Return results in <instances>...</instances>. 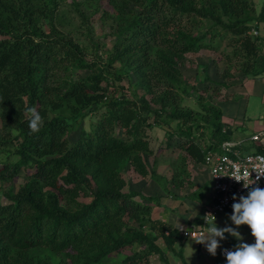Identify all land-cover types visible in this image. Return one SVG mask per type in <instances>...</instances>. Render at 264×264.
I'll return each mask as SVG.
<instances>
[{
    "label": "trees",
    "instance_id": "obj_1",
    "mask_svg": "<svg viewBox=\"0 0 264 264\" xmlns=\"http://www.w3.org/2000/svg\"><path fill=\"white\" fill-rule=\"evenodd\" d=\"M108 2H118L116 18L124 25L119 34L122 39L117 40L108 63L102 65L88 61L81 45L60 33L54 21L58 0H0V120L5 127L18 132L20 156L17 164H6L0 176L11 181L22 170L28 173L18 191H9L11 200L0 202V264H50L49 251L83 258L85 264H102L113 252L135 243L147 245L159 253L164 264H172L164 248L156 243L158 233H120L128 215L149 214L152 205L138 201L136 192L122 191L119 158L132 159L135 169L144 176L149 170L141 153L151 152V148L143 136L124 140L115 136L114 130L125 126L127 132L138 136L143 135L140 127L148 119L155 124L163 116L183 119L177 122L176 130L185 140L187 158L197 164H203L206 148L219 149L224 141L232 140L234 129L223 122L222 107L211 109L203 105L205 115L198 116L200 111L184 107L179 101L177 59L199 46L201 36L195 33L198 18H206L216 24L213 26L234 34L230 39L234 49L227 59L238 66L243 85L264 73V37L250 33L264 22V4L257 14L252 0ZM79 6L81 2L75 3L78 15ZM224 17L229 19L228 23ZM45 22L50 25L48 32L43 27ZM66 61L80 68L97 65L98 71L78 80L53 84L49 68H57ZM114 62H120L124 69L114 75L121 80L122 75L132 71L143 93L137 102L115 100L94 131L71 145L67 117H50V111L70 104L73 112L81 113L102 100L105 72H112L110 66ZM208 68L202 65L199 71L204 73L205 81L211 82ZM221 85L227 87L225 82ZM152 102L158 106L154 108ZM33 107L44 121L38 132L29 128L28 109ZM143 111L147 116L142 117ZM198 121L210 125L208 143L203 142V135H197L200 130L196 126H204ZM251 146L264 153L260 143ZM238 149L243 151L245 146ZM48 155L52 156L46 158ZM180 171L176 167L177 173L170 183L182 187L184 184L178 180ZM83 193L92 196L90 202L79 200ZM198 216L201 222L202 209ZM160 223L167 246L175 250L174 244L182 239L180 231ZM112 224L119 227L114 229ZM165 229H170V234ZM46 249L48 252L43 253ZM176 252L179 264H188L181 251ZM142 257H128L126 264H150L143 263Z\"/></svg>",
    "mask_w": 264,
    "mask_h": 264
},
{
    "label": "rangeland",
    "instance_id": "obj_2",
    "mask_svg": "<svg viewBox=\"0 0 264 264\" xmlns=\"http://www.w3.org/2000/svg\"><path fill=\"white\" fill-rule=\"evenodd\" d=\"M77 2H81V7L79 6L80 15L75 10V3ZM117 3L114 2L110 5L108 0H58V12L54 21L62 35L73 38L81 45L86 52L85 55L88 61H98L99 64L105 65L113 53L117 40L120 41L122 39L119 34L124 24L116 18L118 17V12L116 11L118 8ZM252 3L256 7V13L258 14L264 4V0H252ZM197 20L199 25L195 33L201 36L199 46L189 50L177 59V73L179 76L177 88L181 97L179 101L184 107L188 106L200 111L198 116L205 115L202 108L203 105L221 109V107L229 104L230 108L235 111L234 116L238 118H233L234 121L228 124L232 125L233 132L237 130L239 138L248 142L252 133L259 131L261 127L264 128V73L252 78V81L248 82L244 88V80H242L243 77L238 66L227 59L229 52L232 53L234 49L230 42L234 34L219 26H213L216 24L206 18H201L200 20L198 18ZM228 20L227 17H224L225 23H228ZM43 27L47 32L50 29V25L47 22L43 24ZM250 33L254 36L260 35L264 37V22L255 26ZM202 65L209 66L208 72L211 82L203 79L204 73L199 71ZM49 69L53 75V84L68 79L78 80L93 75L98 71L97 65H93L90 68H80L70 61H66L57 68ZM110 70H112L111 73L105 72L107 76L102 82V85L106 88L102 100L92 103L90 107H85L81 113L73 112L70 104H64L61 108L50 111V117L54 115L67 117L68 139L71 145L80 141L81 137L86 133L94 131L115 100L128 99L137 102L143 93V87L138 83V77L132 71L129 74L122 75L123 78L121 80L114 75V73L124 70L121 68L120 62H114L110 66ZM256 81L258 82L255 84ZM223 82L227 84V87L221 85ZM162 88L161 86L159 90H162ZM152 97L153 94L148 95V98L151 99ZM227 100H229L228 103ZM246 101H248V109L243 114L242 111ZM152 103L154 108L158 106L157 103ZM141 113L142 117L143 115L147 116L146 112L143 111ZM153 118L155 119V117ZM175 120L176 118L163 116L155 124L151 119H148L147 124H143L144 126L141 125L140 127V132L143 135L140 133L138 136H133L127 132L125 126L119 125L114 130L115 136L124 140L132 141L134 138L143 136L149 141L151 148V152L141 153L142 159L144 158L149 170L148 174L144 176L135 169V163L132 159L127 156L119 158V164L121 165L120 175L124 183L122 191L125 193L136 192L138 193L136 196L138 201L141 203L144 201L152 205L149 214L144 216L142 214L138 216L139 218L128 215L125 226H122L120 233L123 234V232L135 230H143L146 233H158L159 238L156 243L164 248L166 256L172 264L180 263V258L176 251H181L189 264H202L204 262L203 258L207 259L213 256L211 253L206 254L208 251L204 244L198 242L197 245L195 239L182 238L174 244L173 248L175 250H171L172 247L170 245L167 246L165 237L161 233L163 232L161 229L164 228L160 223L163 222L160 216L164 206L172 203L170 207L175 209V207H179L181 200L185 199H195V202L196 200L199 201L197 204L205 205L210 199L212 192L210 189L213 184L212 180L207 177L203 178L199 183L194 182L195 177H202L198 174L203 175L204 169H207L208 172L210 171L205 165L193 163L190 158H187L183 147L185 140L176 130L177 122H183V119H180V121L178 119ZM241 123L243 125H238ZM198 124L204 126L197 127L195 124L196 128L200 130L197 135H200V137L203 135V142L208 143L211 135L209 123L198 121ZM202 132L205 134H202ZM16 135H18V132L15 129L5 127L0 120V170L6 164H17L20 159L17 153ZM262 143L264 144V141ZM252 149L254 150L255 148ZM243 152H248V150H243ZM51 156L48 155L46 158ZM178 166L182 169V171L178 172L180 174L179 183L184 184L182 187L176 186L173 182L172 184L170 183L174 174L177 173L175 169L176 167L178 169ZM10 169L12 171L13 167ZM91 172L88 173L90 178ZM101 172L103 170L99 173ZM27 177L28 173L26 170L16 174L11 181H5L0 176V202H9L11 200L8 195L9 191H18ZM89 192L88 194H91ZM176 192L183 195L182 199L172 200L176 199L174 197ZM91 198V195L85 196L83 193L79 200L88 203ZM195 202L193 205L196 204ZM173 204L176 205L173 206ZM183 207L187 206L183 204ZM169 213H172L171 208L166 209L164 212L163 223L166 225ZM232 215H234L233 212H223L215 220L216 227L220 230H225L223 238L215 237L219 242L217 253L223 246L229 245L233 249L240 242L227 229L239 231L242 235L241 239L245 242H254L249 226L242 225L238 227L232 220ZM111 226L116 229L119 224H112ZM116 231L118 233V230ZM46 251L48 252L46 249L43 253ZM49 252L51 253L50 264H85L83 258L54 251ZM134 256L137 259L143 256L141 258L143 263L147 261L150 264H164L159 253L151 251L147 245L140 243H135L132 246L113 252L102 264H126L127 258Z\"/></svg>",
    "mask_w": 264,
    "mask_h": 264
},
{
    "label": "built area",
    "instance_id": "obj_3",
    "mask_svg": "<svg viewBox=\"0 0 264 264\" xmlns=\"http://www.w3.org/2000/svg\"><path fill=\"white\" fill-rule=\"evenodd\" d=\"M244 141L227 140L219 149L206 148L203 163L208 167L212 177L211 196L203 207L201 225L182 229L180 235L183 238L198 239L200 233L207 231L208 224L205 219L211 223L223 212H234L233 204L241 202L240 197L247 196L250 190L244 187V183L251 184L257 176L256 171H264V153L252 148L248 152L239 150L240 146H244ZM250 141L263 144L264 128L252 133ZM256 183L264 188V176ZM256 183L249 187L256 186ZM169 233L170 231L166 230V234ZM225 249L231 250L230 247H226L223 253Z\"/></svg>",
    "mask_w": 264,
    "mask_h": 264
},
{
    "label": "clouds",
    "instance_id": "obj_4",
    "mask_svg": "<svg viewBox=\"0 0 264 264\" xmlns=\"http://www.w3.org/2000/svg\"><path fill=\"white\" fill-rule=\"evenodd\" d=\"M28 112L30 114V120L28 122L29 128L32 132H38L43 126V118L40 112L34 107L29 108ZM249 149V147H245V150ZM256 173L257 176L255 181L253 180L251 184L244 183V187L249 188L250 190L248 191L247 196L240 197L241 202L233 204L234 215L231 217L238 227L242 225L249 226L251 235L254 237V242H245L241 239L242 235L239 231L227 229V231L232 232V234L236 236L240 242L237 243L233 249H225L224 253L222 252L226 257V264H264V188L259 187L258 183H256L260 180L261 176H264V171H256ZM254 183H256V186L249 187ZM205 205H203V207ZM202 220L203 218H201V222L197 226L201 225ZM205 220L208 224L207 231L200 233L198 239L195 240L204 244L207 251L215 256L219 246V242L215 237L223 238L225 230L218 229L215 221L210 223L207 219ZM177 227L179 229L182 228L180 218L177 222ZM166 230L171 231L170 229H165V233ZM224 248L226 247H223V249Z\"/></svg>",
    "mask_w": 264,
    "mask_h": 264
},
{
    "label": "crops",
    "instance_id": "obj_5",
    "mask_svg": "<svg viewBox=\"0 0 264 264\" xmlns=\"http://www.w3.org/2000/svg\"><path fill=\"white\" fill-rule=\"evenodd\" d=\"M250 81H252V80L251 79L247 80L246 83H245V85H243V87L245 88L246 84L248 82H250ZM257 82L258 81H256L255 84ZM255 84H254V86H255ZM228 101L229 100H227V103H228ZM247 105H248V101H246V105L243 108V111H242L243 114L246 113V111L248 109L247 108L248 107ZM222 111H223L222 120H223V122H225L227 124L228 123H231V121H234L233 118H238L237 116H234L235 115V111H233L230 108V105L229 104L228 105H225L224 107H222ZM238 125H243V124L241 123V124H238ZM261 129H263V128L261 127ZM235 138H237V139H235ZM232 140H236V141L242 140L241 138H239V135L237 133V130H236V132H234ZM249 142L250 141L247 142L245 140L244 141V143H245L244 146L250 148L251 144H249ZM261 145L264 146V144H261ZM251 148H253V146H251ZM203 171H204V174L203 175L202 174H198L199 176H202V177H195L194 182H198L199 183L203 178H206V177L211 179L210 172H208L207 169H204ZM206 171H207V173H206ZM210 190H212V185H211V189ZM182 196L183 195H181V193L176 192L174 194V197L176 199H172V200L177 201ZM194 200L195 199H185V200H181V203H179V207H175V209L172 208V207H170V206H172V203H168L169 204L168 206L167 205L166 206L163 205L164 206V209L162 210L161 216H160L161 219H162V221L164 222L163 218H164V212L166 211V209L171 208V212L172 213H169L170 215L168 217V222H166L167 225H169L171 228H173V229L176 228L178 230H182V229L193 228V227L197 226L199 224V222H200V219H199V216L198 215H199V213H200L203 205L201 203L197 204V202H199V201L196 200V202H195ZM194 202L196 204L193 205ZM183 204L186 205L187 207L184 208L183 207ZM174 205H176V204H173V206ZM179 218H180V223L182 225V228L181 229H179L177 227V222H178ZM197 245H198V242H197ZM226 246H229V245H226ZM226 246H223V247H226ZM223 247L219 250L218 253H216L215 256H212L211 258H207V259H204L203 258L202 260L204 262L202 264H226V257L222 253L223 252ZM206 254H209V252H206ZM186 261H187V259H186ZM187 263H188V261H187Z\"/></svg>",
    "mask_w": 264,
    "mask_h": 264
}]
</instances>
